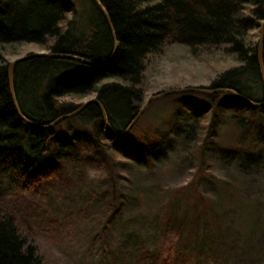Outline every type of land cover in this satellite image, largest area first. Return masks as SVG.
I'll return each mask as SVG.
<instances>
[{
  "label": "trees",
  "instance_id": "1",
  "mask_svg": "<svg viewBox=\"0 0 264 264\" xmlns=\"http://www.w3.org/2000/svg\"><path fill=\"white\" fill-rule=\"evenodd\" d=\"M98 1L117 40V52L104 63L101 62L113 53L114 42L93 0H0V264L51 263V253L34 244L12 201L35 192L44 183H64L61 163L68 152L82 145L105 151V144L112 143L119 172L118 162L129 145L113 132H123L141 110L146 67L151 58L164 54L169 47L184 45L197 59L229 57L237 65L201 88L231 90L254 103H264L259 41L252 34L264 22V0ZM23 44H36L47 54L19 63L14 69V94L23 118L31 124L15 111L7 83L8 57ZM55 54L78 56L99 64L87 66L75 60L49 58ZM261 57L264 68V31ZM105 80L111 81L102 83ZM90 95L97 103H90L79 115L47 128L81 106L74 101L76 98ZM183 95H179L178 102L187 111L203 115V123L199 118L186 126L170 128L175 136L193 141L197 153L198 148L205 147L197 139L202 136L205 143L213 138L224 111L244 112L246 118L238 123L253 132L249 148L264 144V105L252 107L224 92L203 94L209 99L207 104L185 100ZM99 105L105 110L111 131L102 121ZM72 119L90 123L92 129L89 133L57 130ZM183 133L190 136L185 138ZM158 136L164 141L168 134ZM147 145L152 148L155 144ZM147 148L142 147L146 154ZM241 156L245 166L253 165V157ZM179 213L180 207L173 206L164 214L162 227L165 224L166 232L174 236L167 245L153 244L154 264H181L185 260L177 245L183 226ZM47 225L55 236L64 234L62 220L53 218Z\"/></svg>",
  "mask_w": 264,
  "mask_h": 264
},
{
  "label": "rangeland",
  "instance_id": "2",
  "mask_svg": "<svg viewBox=\"0 0 264 264\" xmlns=\"http://www.w3.org/2000/svg\"><path fill=\"white\" fill-rule=\"evenodd\" d=\"M252 34L260 40V28ZM31 54L46 51L23 44L8 61ZM236 65L229 57L197 59L186 46L173 45L146 67L143 106L165 91L208 87ZM179 95L155 101L122 137L129 146L123 149L119 172L112 143L105 144V151L82 145L61 163L64 183H44L12 201L34 244L51 253L50 264H154L153 244L173 240L174 233L166 232L165 224L162 227L164 214L173 206L180 207L183 222L177 241L185 256L181 264H264V144L249 148L253 132L238 123L246 118L244 112L224 111L213 138L205 143L202 136L197 139L205 145L197 153L193 141L175 136L170 128L204 119L184 109ZM183 98L209 102L200 93ZM76 99L80 105L95 100L94 95ZM91 129L90 123L78 119L57 128L71 133ZM164 132L168 136L161 141L158 135ZM147 141L155 144L154 149ZM142 147H148L147 154ZM242 154L253 157V165L245 166ZM53 218L64 222L61 237L47 225Z\"/></svg>",
  "mask_w": 264,
  "mask_h": 264
},
{
  "label": "water",
  "instance_id": "3",
  "mask_svg": "<svg viewBox=\"0 0 264 264\" xmlns=\"http://www.w3.org/2000/svg\"><path fill=\"white\" fill-rule=\"evenodd\" d=\"M94 2L96 4L97 8L99 9L100 13L102 14L103 18L105 19L107 25L109 26V29L112 32V36H113L111 22L107 16L105 10L100 6V4L97 0H94ZM263 31H264V22L261 24V27H260V40H259V44H258V61L260 64L261 73H262V77H263V81H264V68H263L262 57H261V46H262V41H263ZM114 51H115V45H114ZM41 55L42 54H31V55H27V56L18 58L16 60H13L12 62L9 63V65H8V82H9V87H10L11 91H13L12 77H13L15 67L19 63H22L24 61L30 60V59L35 58V57H39ZM59 58H66L69 60H75V61L82 63L84 65H87V66H96L99 64L98 62H91V61H88V60L83 59L81 57L73 56V55L59 56ZM111 58L112 57H110L106 60H103L101 63H104L105 61L110 60ZM215 92L230 93V94L234 95L236 98H238L239 100L243 101L245 104L252 106V107H259V106L264 105V103L263 104L254 103V102L246 99L245 97H242V96L236 94L235 92H233L231 90H223L222 89V90H218V91H213V90H207V89H203V88H184V89L169 90V91H165V92H162L160 94L154 95L150 99H148L146 104L142 107V109L140 110L138 115L132 120V122L129 124V126L121 133L113 132V135L115 137H122L125 134H127L133 128V126L135 125V123L137 122L139 117L144 113L146 108L149 106V103L152 101L161 99L163 97L171 96V95H176V94H178V95L179 94H188V93L213 94ZM13 102H14V106L16 108V112L19 115V117H21L23 120H25V122L31 124L29 121H27L25 118H23L21 111H20V108H19L18 104L16 103V101L13 100ZM90 103H97V102L95 100H91V101L81 105V107L77 111H75L72 114L65 115V116H62V117L56 119L54 122H52L50 125H48L47 128L55 126L58 123L66 120L68 118L75 117L76 115H78V113H80L82 110H84L87 107V105ZM99 106H100V110H101V116H102L103 123H104L105 127L111 131L110 125L108 123V120H107V117L105 114V110L103 109V107L101 105H99Z\"/></svg>",
  "mask_w": 264,
  "mask_h": 264
},
{
  "label": "bare ground",
  "instance_id": "4",
  "mask_svg": "<svg viewBox=\"0 0 264 264\" xmlns=\"http://www.w3.org/2000/svg\"><path fill=\"white\" fill-rule=\"evenodd\" d=\"M98 1V0H97ZM93 2H94V0H93ZM99 2V1H98ZM94 4H95V2H94ZM100 4V3H99ZM96 5V4H95ZM100 6H101V4H100ZM102 7V6H101ZM103 8V7H102ZM104 9V8H103ZM99 10V9H98ZM107 24V23H106ZM108 26V25H107ZM112 26V25H111ZM109 27V26H108ZM110 30V29H109ZM112 31H113V36H112V32L110 31V34H111V37H112V39H113V42H114V45H115V51H114V49H113V53H112V55L110 56V57H114V55H115V53L117 52V40H116V37H115V34H114V30H113V28H112ZM41 56H44V57H46L47 56V54H42ZM59 56H68V54H61V55H59V54H55V55H50L49 56V58H51L52 60H69V59H66V58H59ZM40 57V56H39ZM109 57V58H110ZM84 59V58H83ZM108 59V58H107ZM106 60V59H105ZM9 65V64H8ZM14 74V73H13ZM7 83H8V88H9V93H10V96H11V99H12V102H13V100H15L16 101V103L18 104V101H17V99H16V97H15V94H14V86H13V91H11V89H10V87H9V82H8V73H7ZM12 84H13V77H12ZM209 95V94H208ZM154 96V95H153ZM169 96H167V97H163V98H168ZM163 98H161V99H163ZM158 100H160V99H158ZM158 100H155V101H158ZM155 101H152V102H150L149 103V105L151 104V103H153V102H155ZM13 105H14V102H13ZM18 106H19V104H18ZM81 107V106H80ZM79 107V108H80ZM149 107V106H148ZM147 107V108H148ZM14 108H15V106H14ZM20 108V107H19ZM78 108V109H79ZM147 108H146V110H147ZM77 109V110H78ZM142 109V108H141ZM76 110V111H77ZM85 110V109H84ZM84 110H82L80 113H82ZM145 110V111H146ZM15 111H16V108H15ZM21 111V110H20ZM145 111H144V113H145ZM139 112H140V110H139ZM138 112V113H139ZM80 113H78V115L80 114ZM138 113L135 115V117L138 115ZM143 113V114H144ZM142 114V115H143ZM141 115V116H142ZM77 116V115H76ZM140 116V117H141ZM134 117V118H135ZM139 117V118H140ZM108 120V119H107ZM103 121V120H102ZM123 137V136H122Z\"/></svg>",
  "mask_w": 264,
  "mask_h": 264
}]
</instances>
